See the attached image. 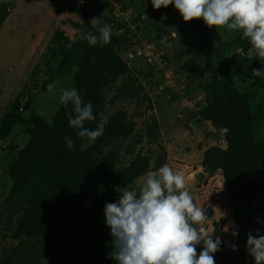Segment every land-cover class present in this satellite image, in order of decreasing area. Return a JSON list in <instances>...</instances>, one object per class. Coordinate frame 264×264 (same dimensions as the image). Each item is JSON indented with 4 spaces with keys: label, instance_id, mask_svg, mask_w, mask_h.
I'll use <instances>...</instances> for the list:
<instances>
[{
    "label": "trees",
    "instance_id": "trees-1",
    "mask_svg": "<svg viewBox=\"0 0 264 264\" xmlns=\"http://www.w3.org/2000/svg\"><path fill=\"white\" fill-rule=\"evenodd\" d=\"M7 10L6 3L0 4V28L9 16ZM72 10L82 20H69L78 30L76 39L66 49L69 37L60 27L55 28L39 63L46 68L45 78L40 82L37 66L30 80L44 91L60 78L67 62L74 64L77 73L70 89H76L85 103H92L96 116L85 126L95 129L103 123L104 132L94 143L80 138L77 130L69 127L68 116L74 115L71 103L61 106L52 123L35 113L23 116L19 102L15 103L14 111L0 118V127L7 124L5 131H0V139L16 126L31 128L32 135L10 170L14 184L6 199L7 218L10 229L11 223L14 225L13 237L26 236L37 243L40 253L49 257L48 264H117L89 245L92 235L101 229L96 217L104 213L112 182L116 189H131L138 178L166 163L167 151L159 144L154 155L139 152L133 156L134 149L130 148L126 153L132 154L131 162L121 166L120 143L134 136L136 123L124 108L107 115L108 107L110 103L140 99L145 89L119 53L124 37L112 33L108 44L90 46L80 35L85 30L98 35L97 26L76 7ZM166 10L183 20L174 5ZM186 24L198 35L206 68L213 74L208 85L212 102L201 111V117L226 130L227 147H209L202 164L211 173H221L234 220L240 227L233 244L236 250L220 245L214 254L215 264H251L254 258L247 251L248 234L264 235V142L256 138V127L264 117V103L255 109V94L233 86L228 71L222 76L220 67L215 65L214 36L203 20ZM240 47L248 51L251 45L243 37ZM180 71L192 80L205 76L203 70L196 73L190 66ZM30 91L27 109L37 92L34 88ZM159 133L158 119L153 117L146 127L147 141L159 143ZM66 136L75 142L71 150L65 143ZM111 196L116 198L117 193ZM200 252L197 246V254Z\"/></svg>",
    "mask_w": 264,
    "mask_h": 264
},
{
    "label": "rangeland",
    "instance_id": "rangeland-1",
    "mask_svg": "<svg viewBox=\"0 0 264 264\" xmlns=\"http://www.w3.org/2000/svg\"><path fill=\"white\" fill-rule=\"evenodd\" d=\"M8 5V18L0 28V118L4 113L14 111L19 102L23 116L38 114L52 123L62 104L59 97L64 89H70L77 73V67L67 62L63 74L44 91H39L30 80L35 68L40 70L39 80L45 78V69L39 65L41 55L53 30L60 27L70 41L66 49L76 39L78 30L69 22L82 20L73 12L76 7L91 21L100 19L97 28L109 24L112 33L124 37L119 48L122 58L131 72L145 89L140 99H128L109 104L107 115L124 108L136 123L134 136L120 143L121 166H128L133 156L139 152L154 155L163 145L167 151L166 163L186 177L187 189L200 206L208 223L205 225L212 239L221 245L232 247L240 231L229 205L224 179L220 172L211 173L204 169L202 161L205 151L211 146L227 147L226 130L214 122L202 119L201 111L212 102L208 85L213 74L206 68L202 54V43L195 31L174 13L161 7L154 9L151 0H0ZM214 36L216 63L222 76L228 71L232 85L242 92L255 94L252 100L257 109L264 103V73L253 77V69H264L258 58L249 57L248 51L240 47L243 38L240 30L226 27L210 28ZM154 54V62L145 68L141 51ZM169 54L166 57L165 54ZM168 59V65L165 64ZM190 66L196 73L203 70L200 80L186 78L181 82L180 70ZM172 68L167 77L166 68ZM190 71V70H189ZM181 82V83H180ZM37 92L31 107L25 108L31 96L30 89ZM153 117L160 126L159 143L147 141L146 127ZM105 121L107 118L104 119ZM3 123L0 131H5ZM32 129L16 126L4 139H0V264H48L50 259L40 253L37 243L24 236L13 237L14 225L8 222L6 199L12 190L14 180L11 168L18 163L23 149L30 141ZM258 142H264V117L256 127ZM139 139L142 142H139ZM156 156H154V160ZM143 183L138 178L131 189L138 190ZM114 193L117 197L113 198ZM120 193L111 184V192L106 203H114ZM100 224L99 233H94L89 245L105 257L114 251L111 229L106 224L105 214L96 217ZM203 250V243L199 245ZM255 264V260L251 261Z\"/></svg>",
    "mask_w": 264,
    "mask_h": 264
},
{
    "label": "clouds",
    "instance_id": "clouds-1",
    "mask_svg": "<svg viewBox=\"0 0 264 264\" xmlns=\"http://www.w3.org/2000/svg\"><path fill=\"white\" fill-rule=\"evenodd\" d=\"M154 9L174 5L183 20H203L209 28L226 27L240 30L251 47L249 57L264 63V0H151ZM100 19L94 18L95 26ZM95 34L85 30L80 39L90 46L108 44L112 27L104 24ZM95 58H93L94 60ZM264 73V69H253V77ZM59 102L73 105L74 115H69V127L77 135L94 143L103 135L104 125L95 129L86 127L94 121L93 105L85 103L77 90L64 89ZM102 118V114H101ZM65 143L71 150L75 142L66 136ZM138 190L117 188L119 199L106 203V224L113 237L110 258L117 264H215L214 254L219 251L221 241L212 239L205 225L208 217L194 202L187 189L186 177L167 163L157 170H149ZM203 250L197 254V246ZM233 250H236L233 245ZM247 251L255 264H264V235L248 234Z\"/></svg>",
    "mask_w": 264,
    "mask_h": 264
},
{
    "label": "built area",
    "instance_id": "built-area-1",
    "mask_svg": "<svg viewBox=\"0 0 264 264\" xmlns=\"http://www.w3.org/2000/svg\"><path fill=\"white\" fill-rule=\"evenodd\" d=\"M149 48H150V45H149V47H147V49H148L147 51H141V55L143 57L142 64H143V66H145V68H149V66L154 62V54H153V52L149 51ZM165 55H166V57H169V54L166 53ZM168 63H169V61H168V59H166L165 64L168 65ZM172 73H173L172 68H169V67L166 68L167 77L170 78L171 77L170 75ZM179 76L182 78L181 82L185 81L187 78L186 73H180Z\"/></svg>",
    "mask_w": 264,
    "mask_h": 264
},
{
    "label": "water",
    "instance_id": "water-1",
    "mask_svg": "<svg viewBox=\"0 0 264 264\" xmlns=\"http://www.w3.org/2000/svg\"><path fill=\"white\" fill-rule=\"evenodd\" d=\"M112 186H114V183L112 182Z\"/></svg>",
    "mask_w": 264,
    "mask_h": 264
}]
</instances>
